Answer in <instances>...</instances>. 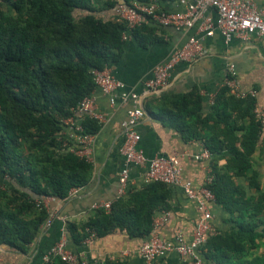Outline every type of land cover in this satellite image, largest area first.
I'll return each mask as SVG.
<instances>
[{"label": "trees", "instance_id": "16d2710c", "mask_svg": "<svg viewBox=\"0 0 264 264\" xmlns=\"http://www.w3.org/2000/svg\"><path fill=\"white\" fill-rule=\"evenodd\" d=\"M136 1L140 0H105L104 6L115 9L119 2ZM93 2L0 0V247L27 252L49 218L42 201L65 200L90 181L92 164L76 154L79 147L65 135L62 121L76 117L74 109L95 90L90 71L104 70L119 59L125 31L117 17L99 18ZM156 28L148 21L132 35L146 46L157 40ZM164 103L156 108L163 125L186 141L203 140L211 155L227 152V170L233 175L250 166L261 134L253 112L256 97L239 98L221 87L204 114L198 91L169 95ZM81 125L82 133L89 135L100 128L99 121L87 115L81 117ZM212 169L208 189L215 202L244 218L243 210H249L245 192L231 177ZM170 193L171 187L161 182L128 191L108 212L96 209L79 226L66 223L67 239L77 247L91 234L101 238L123 230L130 238L146 240L153 232L154 211L169 210ZM254 208L237 230L207 237L200 248L206 263L239 264L241 256L255 248L256 228L262 225L264 230V219H252L264 209V193ZM44 264L68 263L51 257Z\"/></svg>", "mask_w": 264, "mask_h": 264}, {"label": "crops", "instance_id": "0c3cea01", "mask_svg": "<svg viewBox=\"0 0 264 264\" xmlns=\"http://www.w3.org/2000/svg\"><path fill=\"white\" fill-rule=\"evenodd\" d=\"M93 1L98 9L99 18L116 19L114 9L104 6L105 0ZM191 1L155 0L160 8L173 12L182 11ZM254 2L264 13V0H254ZM207 15L212 20L216 19L213 10L208 11ZM155 26L157 28L154 35L157 40L142 46L132 33H128L127 40L123 41L119 59L107 66L111 75L123 85V89L114 95V104H110L109 97L98 89L95 88L92 93L93 111L99 117L100 128L93 135L89 149L88 158L93 167L89 183L77 189L65 200L53 199L48 202L47 209L49 215L51 214L50 226L41 230L38 238L25 253L0 247V264H44V257L63 237L66 239L67 248L83 256L88 264L104 260L142 264L139 248L145 240L130 238L123 230H117L101 238H93L77 247L67 239L65 233L66 223L72 222L79 226L94 215L95 209L92 208L94 204L113 203L118 200V177L124 166V159L119 153L123 142L121 122L126 118L127 111L135 106L141 107L145 112L136 130L140 135L138 149L146 159L158 156L177 157L182 180L189 182L196 191L204 187L209 175L213 176L212 167L215 166L220 176L231 177L245 192L244 200L247 201L249 210H243L244 218L238 217L237 213L228 212L216 202L208 203L211 214V231L208 236L237 230L238 224L241 221L246 222L250 212L255 211L254 206L260 202L264 193V137L260 136L255 146V151L250 157V166L242 174L233 175L227 170L230 158L227 152H223L221 157L210 154L208 158L196 160L195 156L205 149L203 140H184L178 131L162 124L157 118L156 108L165 104V97L169 95L198 91L202 98L201 113L208 112L212 105L211 99L221 88L227 76V67L232 64L238 93L248 94L254 90L255 107L264 110V37L252 36L248 41L232 39L225 42L219 33L211 37L197 33L198 25L185 31ZM192 36L200 39L204 55L190 63H179L171 70L169 85L166 88L156 93L148 92L146 83L152 79L155 67L164 63ZM122 93L126 94L125 99ZM132 97H136L137 100ZM242 123L247 124V121L244 120ZM143 174L144 167H130L128 191L141 189L147 184L144 182ZM167 201L169 210H157L153 213L152 233L164 241H172L177 233H181L184 241L190 242L195 226L202 219L196 201L189 199L179 187H171ZM259 218L264 219V209L256 214L252 222L255 223ZM256 231L259 236L255 239V248L247 250L237 261L239 264H264L262 225H259ZM200 256L205 264H212L209 260L208 263L205 262L201 252ZM181 262L176 253H171L165 258L157 259L155 264Z\"/></svg>", "mask_w": 264, "mask_h": 264}, {"label": "built area", "instance_id": "2783aa9c", "mask_svg": "<svg viewBox=\"0 0 264 264\" xmlns=\"http://www.w3.org/2000/svg\"><path fill=\"white\" fill-rule=\"evenodd\" d=\"M213 10L216 13V19L212 20L208 11ZM117 20L124 24L125 31L122 33V40H127L128 33L140 27L145 22H150L161 27H171L176 31H185L197 26V33H203L206 37H211L219 33L225 42L232 39L248 41L252 36L264 37V13L260 11L254 0H192L187 3L182 11L173 12L160 8L155 0L147 2H133L126 5L119 2L115 9ZM204 55L203 45L196 36L188 38L186 43L178 50H175L170 57L162 64L155 67L152 79L146 83V88L150 93H156L169 85L171 70L179 63H190ZM90 75L95 84V88L102 94L109 97L110 104L115 102V93L123 89V85L117 81L111 73L104 70H91ZM235 70L232 64L227 67V76L221 87H227L229 92L236 97L245 96L256 97L254 90L248 94L238 93L234 82ZM125 99L126 94L122 93ZM132 99L137 100L136 97ZM211 99V104L213 103ZM93 97L84 98L74 109L73 114L76 117H69L62 122L67 127L65 135L73 140L79 149L76 151L81 157L89 161V149L92 143L93 135L83 134L81 117L87 115L99 121L98 115L93 111ZM256 120L261 127L260 136L264 137V110L254 108ZM145 115L141 107L135 106L127 111L126 118L121 122L123 142L119 148V153L124 159V166L118 177L119 190L117 199L123 197L128 191L129 171L132 166L144 167L143 179L149 184L151 182H161L170 187H179L184 194L198 205V210L202 214V219L197 223L192 233L190 242L186 243L181 233H177L172 241H164L156 234L152 233L139 248V255L142 264H155L157 259H162L171 253H176L183 263L186 264H205L200 256V248L205 244L211 231V214L208 209V203L215 202L214 195L208 189L213 180L209 175L205 180V185L200 190H193L191 184L182 180L177 157L158 156L152 159H146L141 150L138 149L140 135L136 127ZM210 153L205 148L202 153L195 156L196 160L208 158ZM90 162V161H89ZM77 189H73V194ZM53 201V198H46L42 201L47 209V203ZM112 202H101L94 204L93 209H103L108 212ZM48 211V209H47ZM166 218H163L165 220ZM51 224V214L44 222L41 230L48 228ZM155 227V225H154ZM91 234L85 242L93 239ZM51 257H59L61 261L68 264H88L83 256L71 252L67 248L66 239L61 238L44 257V263ZM94 262L93 264H100Z\"/></svg>", "mask_w": 264, "mask_h": 264}]
</instances>
